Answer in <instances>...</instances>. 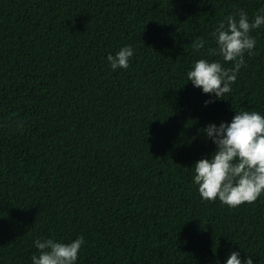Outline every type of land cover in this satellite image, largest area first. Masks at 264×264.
Here are the masks:
<instances>
[{
  "label": "trees",
  "instance_id": "16d2710c",
  "mask_svg": "<svg viewBox=\"0 0 264 264\" xmlns=\"http://www.w3.org/2000/svg\"><path fill=\"white\" fill-rule=\"evenodd\" d=\"M241 9L264 0H0V264L80 236L76 264H264V195L229 208L193 183L216 148L202 128L264 115V25L230 93L187 81L201 58L232 67L207 53Z\"/></svg>",
  "mask_w": 264,
  "mask_h": 264
},
{
  "label": "clouds",
  "instance_id": "9594fccd",
  "mask_svg": "<svg viewBox=\"0 0 264 264\" xmlns=\"http://www.w3.org/2000/svg\"><path fill=\"white\" fill-rule=\"evenodd\" d=\"M262 25L264 14L258 13L250 20L242 9L219 21L212 32L216 46L210 47L207 54L221 57L224 63L231 62L232 67L225 68L219 60L201 58L187 72V81L213 96V100L230 93L245 64V54H255L256 39L251 33ZM204 47L203 39L197 37L192 41L194 52ZM133 55V48L126 45L114 56L109 54L107 60L113 70L127 69ZM213 100L205 101V105ZM201 131L216 145L210 158L199 159L192 165L193 183L198 186L201 199L207 202L218 199L222 205L236 208L252 204L264 195V115L236 111L231 122H221L219 126L209 123ZM84 243L83 236L68 243L37 239L34 245L39 254L31 257L32 264H76ZM226 264H253V259L242 261L240 253L232 251Z\"/></svg>",
  "mask_w": 264,
  "mask_h": 264
}]
</instances>
